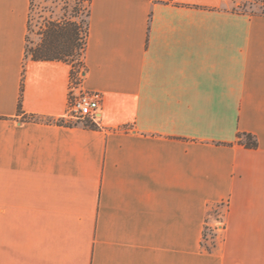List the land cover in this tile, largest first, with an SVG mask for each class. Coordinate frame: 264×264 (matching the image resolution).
I'll return each instance as SVG.
<instances>
[{
    "label": "crops",
    "instance_id": "crops-1",
    "mask_svg": "<svg viewBox=\"0 0 264 264\" xmlns=\"http://www.w3.org/2000/svg\"><path fill=\"white\" fill-rule=\"evenodd\" d=\"M31 2L0 0V264H264V16L92 0V129L48 122L72 66L26 54Z\"/></svg>",
    "mask_w": 264,
    "mask_h": 264
},
{
    "label": "rangeland",
    "instance_id": "rangeland-1",
    "mask_svg": "<svg viewBox=\"0 0 264 264\" xmlns=\"http://www.w3.org/2000/svg\"><path fill=\"white\" fill-rule=\"evenodd\" d=\"M80 0H32L31 13L29 18V33H28V51L35 49L43 40V35L47 26L51 23L65 22L72 20L76 27L81 28V38L84 34V21H88L87 10L84 9V4ZM231 8L236 11H243L248 13H262L264 12V4L261 2L256 4L253 0H231ZM85 53L75 52L72 60L76 71L85 74ZM79 79V77H78ZM75 82V81H74ZM72 124L84 122L85 124L92 123L85 119H75L69 121ZM213 218L222 220V212H212ZM208 233V240L205 245L209 249H213L218 241V234Z\"/></svg>",
    "mask_w": 264,
    "mask_h": 264
},
{
    "label": "trees",
    "instance_id": "trees-1",
    "mask_svg": "<svg viewBox=\"0 0 264 264\" xmlns=\"http://www.w3.org/2000/svg\"><path fill=\"white\" fill-rule=\"evenodd\" d=\"M256 4L262 3L264 4V0H253ZM80 3L84 4V9L87 10L88 21H84V34L83 38H81V28L76 27L75 23L72 20H68L65 22L59 23H51L47 26L46 31L43 35V40L39 46L35 49L28 51V47L26 49V54L31 57L32 60L35 61H63L69 63L72 66L71 78L72 82H78L79 74L81 71H76L74 66V61L72 58L75 55V52L85 53L87 41L89 37V16H90V5L92 0H80ZM234 10V9H233ZM236 11V10H234ZM241 13H245L251 16L257 15L256 13H248L243 11H237ZM264 16V12L261 13ZM21 108V101H20ZM21 110V109H20ZM30 120L39 121V119H35V117H31ZM50 123H55L58 125H66L73 126L74 124L66 121L64 119L61 120H49ZM87 127L95 129L98 126L94 123L86 124ZM239 143L244 145L246 148L255 149L258 147V140L256 136L248 133H240L238 135ZM204 230V242L208 240V233ZM209 250V248H208Z\"/></svg>",
    "mask_w": 264,
    "mask_h": 264
},
{
    "label": "built area",
    "instance_id": "built-area-1",
    "mask_svg": "<svg viewBox=\"0 0 264 264\" xmlns=\"http://www.w3.org/2000/svg\"><path fill=\"white\" fill-rule=\"evenodd\" d=\"M82 72L79 74V81L72 82L70 91V109L68 112L69 120L82 119L89 120L92 123L99 125L102 115V95L97 92H89L81 90L83 81ZM207 230L214 234H219L223 228V222L218 221L216 226L206 225ZM206 230V231H207Z\"/></svg>",
    "mask_w": 264,
    "mask_h": 264
}]
</instances>
